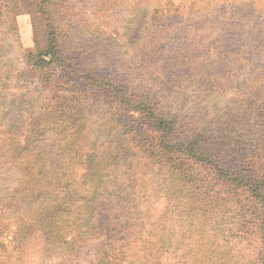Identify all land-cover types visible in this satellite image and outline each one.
Instances as JSON below:
<instances>
[{
	"label": "rangeland",
	"instance_id": "rangeland-1",
	"mask_svg": "<svg viewBox=\"0 0 264 264\" xmlns=\"http://www.w3.org/2000/svg\"><path fill=\"white\" fill-rule=\"evenodd\" d=\"M26 2L0 0L15 11ZM33 4L34 18L26 10H12L3 17L12 24L10 31L0 28V62L14 70L11 85L0 93L1 133L21 137L32 120L47 128L66 104L62 112L68 118L88 119L79 155L119 151L116 166L138 175L132 178L151 193L150 230L167 237L160 250L152 248L153 264H263L264 0ZM51 44L54 55L38 57L40 69L28 70L24 56ZM54 131L40 134L47 175L63 167ZM178 157L184 161L177 166H228L230 175L221 178L234 187L231 173H242L238 187L247 201L239 206L241 198L228 194L234 188L209 176L198 192L199 199L208 197L203 204L188 206L181 195L166 213L156 201L164 180L157 170ZM6 166L0 159V264H98L107 237L122 225L131 222L130 231L134 226L136 216L123 201L102 196L93 219L100 231L93 238L58 247L50 259L31 252L38 241L24 251L12 240L14 230L45 192L19 197V170ZM250 177L257 181L249 184ZM135 238L122 243L129 253L123 264H147L148 249Z\"/></svg>",
	"mask_w": 264,
	"mask_h": 264
},
{
	"label": "trees",
	"instance_id": "trees-1",
	"mask_svg": "<svg viewBox=\"0 0 264 264\" xmlns=\"http://www.w3.org/2000/svg\"><path fill=\"white\" fill-rule=\"evenodd\" d=\"M34 1L27 0L25 6L19 4L14 6L16 11L9 6L0 4V28L11 29L12 24L3 21V17H6L12 10L15 12L26 10L34 18L33 9L36 11L38 9L33 4ZM2 6L3 8H1ZM39 47L38 45L36 52L24 56L23 60L28 70L40 69L38 57L54 55L55 44L46 47L45 51L40 50ZM9 66L0 62V93L11 85L14 70ZM65 106L66 104H61L59 108L64 111ZM62 111L55 113L51 126L47 128L42 126L44 121L32 120L29 128L21 137H17L9 131L2 133L0 131V159L5 160L6 167L19 170L20 182L17 185L19 188L16 189L19 193L18 196L28 192L30 194L38 191L45 192L33 204L31 213H26L25 217L27 218L19 222L14 230L12 240L24 251L28 249L25 246L29 242L38 241L40 243L39 248L33 247L31 252H36L41 257L50 259L54 249L62 246L72 248L75 243L87 241L100 231V227L93 221L98 209L96 203L102 196H109L123 201L129 212L132 211L136 217L133 218L134 226L131 231V222L129 221L130 226L129 224L122 225L112 236L107 237L99 253L98 264H123V260L129 253L122 249V243L128 239H133V237H136L135 241L144 244V247L148 249L149 254L144 256L146 263L153 264L152 248L160 250L163 239L167 237L165 234L160 235L155 231L152 233L153 230H150L153 225L149 219L147 220L149 213L146 205L151 193L147 192L146 194V188H142L140 183L137 184L135 178H138V175L129 176V171H124L123 166H116L120 163L121 154L119 151L105 149L81 157L78 152L80 136L83 137L85 130H87L88 119H71L65 115L66 111L64 113ZM56 116L59 117L58 120L55 118ZM51 130H58L54 133L58 134L60 138L58 139L60 140L58 155L63 158V167L59 173L47 175L45 172L47 159L43 147L44 141L40 134L51 132ZM194 137L196 136L191 138L194 139ZM183 143L185 147H190L188 140L184 139ZM203 152L204 154L207 153L206 151ZM167 154L169 153L164 154L162 158ZM192 154L194 155L193 152ZM163 159L165 160V158ZM181 161H184V158H169L168 162H174V166H169L170 163L168 166H159L157 170L160 176L162 175L161 179L164 180H162V188L159 189L161 194L157 196L156 201H159V205L166 213L170 210V203L175 206L177 202H180L177 201V198L181 195L184 196V204L188 206L195 203L203 204L208 197L199 199L198 192L202 189L200 185L206 183L205 181L209 176L220 182L221 179L223 180L221 175L223 177L230 175L231 169L228 166H177L178 163L181 164ZM202 162L208 163L210 161L203 160ZM242 163H245V160H242ZM80 171L83 173L81 174ZM119 172L124 175H119ZM231 177L235 179L233 184L237 187L232 186L228 178H224V183H220V185L228 189L234 188L228 194L235 198L238 197V199L241 198L239 204L241 206L244 204L242 199L247 201L246 197H241L245 195V192L238 187L242 185L240 184V180L243 178L242 173L233 172ZM250 179L249 184L257 181L254 177H250ZM167 190L169 194H166ZM169 195L175 198L171 199ZM18 199L11 200L8 205L9 209ZM216 199L214 198V201H217ZM226 206L228 205L226 204L224 207L226 208ZM233 210L239 214L241 209L237 210V207H233ZM221 212L225 213L226 209ZM249 220L247 219V222ZM262 222L259 226L263 231L264 239V218ZM157 225L158 229L164 228L160 224ZM2 248L6 250V247L3 246ZM139 254V250L133 252L136 260H138Z\"/></svg>",
	"mask_w": 264,
	"mask_h": 264
}]
</instances>
